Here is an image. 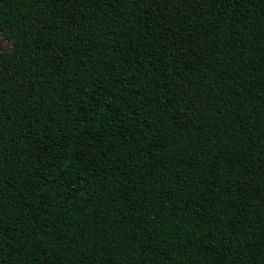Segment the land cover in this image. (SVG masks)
<instances>
[{"label": "trees", "instance_id": "1", "mask_svg": "<svg viewBox=\"0 0 264 264\" xmlns=\"http://www.w3.org/2000/svg\"><path fill=\"white\" fill-rule=\"evenodd\" d=\"M0 264H264V0H0Z\"/></svg>", "mask_w": 264, "mask_h": 264}, {"label": "rangeland", "instance_id": "2", "mask_svg": "<svg viewBox=\"0 0 264 264\" xmlns=\"http://www.w3.org/2000/svg\"><path fill=\"white\" fill-rule=\"evenodd\" d=\"M10 48V42L7 37L3 35L2 32H0V50L6 51Z\"/></svg>", "mask_w": 264, "mask_h": 264}]
</instances>
